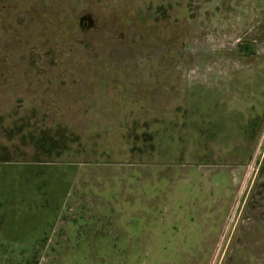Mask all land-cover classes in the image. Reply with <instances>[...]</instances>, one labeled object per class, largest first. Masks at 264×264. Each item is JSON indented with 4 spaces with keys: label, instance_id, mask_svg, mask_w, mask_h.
Segmentation results:
<instances>
[{
    "label": "rangeland",
    "instance_id": "374dc122",
    "mask_svg": "<svg viewBox=\"0 0 264 264\" xmlns=\"http://www.w3.org/2000/svg\"><path fill=\"white\" fill-rule=\"evenodd\" d=\"M0 264H264V0H0Z\"/></svg>",
    "mask_w": 264,
    "mask_h": 264
},
{
    "label": "water",
    "instance_id": "95a60500",
    "mask_svg": "<svg viewBox=\"0 0 264 264\" xmlns=\"http://www.w3.org/2000/svg\"><path fill=\"white\" fill-rule=\"evenodd\" d=\"M245 51H248V46L247 45L245 46Z\"/></svg>",
    "mask_w": 264,
    "mask_h": 264
}]
</instances>
